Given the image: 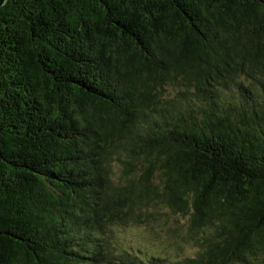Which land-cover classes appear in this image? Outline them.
I'll list each match as a JSON object with an SVG mask.
<instances>
[{
    "label": "trees",
    "instance_id": "16d2710c",
    "mask_svg": "<svg viewBox=\"0 0 264 264\" xmlns=\"http://www.w3.org/2000/svg\"><path fill=\"white\" fill-rule=\"evenodd\" d=\"M0 264H264V0H7Z\"/></svg>",
    "mask_w": 264,
    "mask_h": 264
},
{
    "label": "rangeland",
    "instance_id": "374dc122",
    "mask_svg": "<svg viewBox=\"0 0 264 264\" xmlns=\"http://www.w3.org/2000/svg\"><path fill=\"white\" fill-rule=\"evenodd\" d=\"M131 233H132L133 236L134 235H136V236L144 235V233L142 231H140V230H133V231H131ZM183 249H184V251H183L184 255H187V256H190V257L194 256V254L196 253V251L193 248H190V247H185Z\"/></svg>",
    "mask_w": 264,
    "mask_h": 264
},
{
    "label": "water",
    "instance_id": "95a60500",
    "mask_svg": "<svg viewBox=\"0 0 264 264\" xmlns=\"http://www.w3.org/2000/svg\"><path fill=\"white\" fill-rule=\"evenodd\" d=\"M7 0H0V9L4 6Z\"/></svg>",
    "mask_w": 264,
    "mask_h": 264
}]
</instances>
